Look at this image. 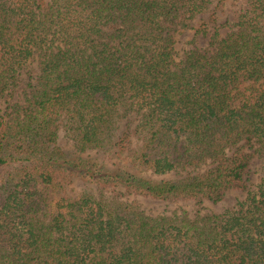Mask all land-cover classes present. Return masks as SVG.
Listing matches in <instances>:
<instances>
[{"label":"trees","instance_id":"obj_1","mask_svg":"<svg viewBox=\"0 0 264 264\" xmlns=\"http://www.w3.org/2000/svg\"><path fill=\"white\" fill-rule=\"evenodd\" d=\"M212 1L0 0V100L38 66L24 103L0 109V264H264V176L222 215L127 200L217 204L264 163V0L175 51ZM61 132L140 173L69 156ZM75 179L98 194L70 195Z\"/></svg>","mask_w":264,"mask_h":264},{"label":"rangeland","instance_id":"obj_2","mask_svg":"<svg viewBox=\"0 0 264 264\" xmlns=\"http://www.w3.org/2000/svg\"><path fill=\"white\" fill-rule=\"evenodd\" d=\"M244 0H213L209 9L204 13L198 15L192 22V29L182 30L175 36V51L178 58L182 57L186 52L201 49L204 50L209 47V37L218 30L221 37H225L229 31L230 26L225 23L233 25L236 22V13L243 6ZM213 21H216L215 23ZM204 28L207 31V35L196 34L197 29ZM35 77L38 74L37 63H31L25 69L24 75L21 78L19 86L15 91L8 96L1 98L0 109L3 112L12 104L24 103L26 95L30 93L29 83L30 75ZM58 146L71 157H84L95 161L104 168V170L110 172L115 171L119 167L125 166L127 169L139 174L140 171L135 170L130 165H125V162L106 154L103 151L87 150L81 152L75 146V144L69 140L63 132L60 133ZM148 175V174H147ZM149 176V175H148ZM264 176V163L258 156L253 160L248 179V186L246 191H231L222 201L214 204L210 201H186L178 203H170L161 200H153L151 198H145L141 196H130L127 200L135 201L140 210L148 216H170L174 214L186 213L191 219L200 217L202 215H222L229 211H237L241 204L246 203L248 195L255 193L258 189V185ZM84 190L97 191V187L94 184H90L82 179H75L74 183L68 187V193L70 195H76Z\"/></svg>","mask_w":264,"mask_h":264}]
</instances>
